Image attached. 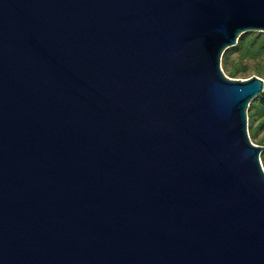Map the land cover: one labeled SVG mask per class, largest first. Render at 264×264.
<instances>
[{
	"label": "water",
	"instance_id": "water-1",
	"mask_svg": "<svg viewBox=\"0 0 264 264\" xmlns=\"http://www.w3.org/2000/svg\"><path fill=\"white\" fill-rule=\"evenodd\" d=\"M248 32L264 0H0V264H264Z\"/></svg>",
	"mask_w": 264,
	"mask_h": 264
},
{
	"label": "trees",
	"instance_id": "trees-1",
	"mask_svg": "<svg viewBox=\"0 0 264 264\" xmlns=\"http://www.w3.org/2000/svg\"><path fill=\"white\" fill-rule=\"evenodd\" d=\"M251 57H264V33L248 32L243 34L235 47L228 49L222 58V69L230 78H239L248 74V68L243 61ZM239 59V61H237ZM258 76L264 79V69L258 71ZM249 131L258 145L264 141V93L255 98L248 110ZM263 135L258 139L259 133ZM264 161V151L261 154Z\"/></svg>",
	"mask_w": 264,
	"mask_h": 264
},
{
	"label": "rangeland",
	"instance_id": "rangeland-1",
	"mask_svg": "<svg viewBox=\"0 0 264 264\" xmlns=\"http://www.w3.org/2000/svg\"><path fill=\"white\" fill-rule=\"evenodd\" d=\"M237 61H239V59H237ZM244 65L247 66L248 68V74L247 75H244V76H240L239 78H236L237 80H247V79H250L252 78L253 76H258V71L259 70H262L264 69V57H251V58H246L244 61H243ZM225 73V72H224ZM226 74V73H225ZM227 76V74H226ZM228 77V76H227ZM260 77V76H258ZM230 78V77H229ZM261 78V77H260ZM230 79H235V78H230ZM235 79V80H236ZM263 79V78H262ZM264 80V79H263ZM250 132V131H249ZM263 133L260 132L259 135H258V139H260L262 137ZM251 137V135H250ZM251 140L254 144L258 145L257 142L255 139H253L251 137ZM263 144L262 145H259V146H263L264 147V141L262 142ZM262 160V159H261ZM262 165H263V168H264V161L262 160Z\"/></svg>",
	"mask_w": 264,
	"mask_h": 264
}]
</instances>
